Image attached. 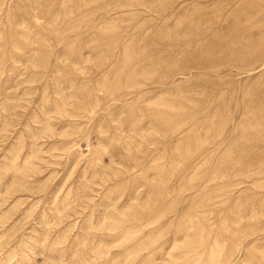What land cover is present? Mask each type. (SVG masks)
Listing matches in <instances>:
<instances>
[{"label":"rangeland","instance_id":"374dc122","mask_svg":"<svg viewBox=\"0 0 264 264\" xmlns=\"http://www.w3.org/2000/svg\"><path fill=\"white\" fill-rule=\"evenodd\" d=\"M0 264H264V0H0Z\"/></svg>","mask_w":264,"mask_h":264}]
</instances>
